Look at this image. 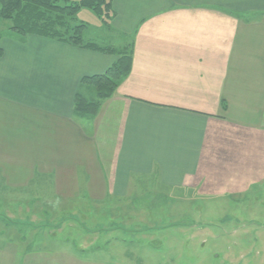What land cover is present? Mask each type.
<instances>
[{
  "label": "crops",
  "instance_id": "obj_1",
  "mask_svg": "<svg viewBox=\"0 0 264 264\" xmlns=\"http://www.w3.org/2000/svg\"><path fill=\"white\" fill-rule=\"evenodd\" d=\"M111 10L110 35L89 39L129 46L131 68L93 118L74 112L75 97L90 100L82 80L117 56L1 36L0 196L30 187L78 215L145 206L160 228V210L245 195L264 178V0H112Z\"/></svg>",
  "mask_w": 264,
  "mask_h": 264
},
{
  "label": "rangeland",
  "instance_id": "obj_2",
  "mask_svg": "<svg viewBox=\"0 0 264 264\" xmlns=\"http://www.w3.org/2000/svg\"><path fill=\"white\" fill-rule=\"evenodd\" d=\"M76 18L88 26L90 39L110 35V26L89 10ZM9 26L0 20V36L19 38ZM246 186L252 188L241 197L207 200L193 211L160 210V228L156 219L149 221L153 213L145 206L135 212L114 208L78 215L62 211L73 208V201L29 195L30 187L28 196L1 197L6 189L0 187V264H264V178ZM160 191L165 207L167 190ZM6 203L21 205L18 215L5 214ZM35 209L37 217L31 215Z\"/></svg>",
  "mask_w": 264,
  "mask_h": 264
},
{
  "label": "trees",
  "instance_id": "obj_3",
  "mask_svg": "<svg viewBox=\"0 0 264 264\" xmlns=\"http://www.w3.org/2000/svg\"><path fill=\"white\" fill-rule=\"evenodd\" d=\"M111 2L112 0H0V20L8 22L10 32L19 38L38 36L118 57L116 63L104 74L82 80L83 84L92 89L93 97L88 100L77 95L74 100V112L86 118H93L97 114L101 103L113 95L131 68L129 46L113 48L92 42L87 37L88 26L78 22L76 18L82 9H86L101 19L106 26H110Z\"/></svg>",
  "mask_w": 264,
  "mask_h": 264
}]
</instances>
